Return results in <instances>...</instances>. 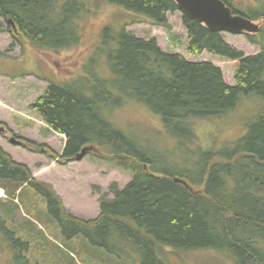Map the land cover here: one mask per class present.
<instances>
[{
    "label": "trees",
    "instance_id": "16d2710c",
    "mask_svg": "<svg viewBox=\"0 0 264 264\" xmlns=\"http://www.w3.org/2000/svg\"><path fill=\"white\" fill-rule=\"evenodd\" d=\"M72 1L56 12L55 0H0V17L6 22L11 18L35 51H57L82 42L83 22L75 15L81 5ZM106 1L143 13L166 31L172 28L168 14L180 11L186 52L236 61L232 82L210 60L163 50L154 36L140 37L125 27L114 32L105 26L93 56L62 82L50 83L30 105L52 130L65 135L62 153L26 139L17 143L60 165L75 160L83 147L91 146L89 154L131 173V180L123 188L111 182L108 189L113 198L101 196L98 215L83 219L64 207L50 183L35 179L25 164L16 162L0 146V187L11 198L22 187H33L45 198L47 213L64 239L80 234L123 262L134 253L139 264H165L157 251L168 247L225 249L236 264H264V108L248 121L247 131L236 142L190 156L189 166L157 153L116 128L103 114L106 107L134 101L133 106L143 104L158 115L170 135L190 142L193 120L224 114L241 94L264 98V26L255 34H244L251 45L261 48L245 54L227 43L223 32L212 31L185 15L174 0ZM222 1L247 18L264 16V0H251L254 5ZM0 31L10 32L22 43L8 22L7 27L0 22ZM185 104L200 109L177 108ZM178 124L182 130L172 128ZM184 151L186 156L192 153L187 146ZM211 174L220 175L217 182L208 180ZM175 176L187 180L193 190L174 181ZM6 228L0 214L3 239L11 241L15 257L23 261L20 264H29L21 253L27 250L28 241L16 240L14 232Z\"/></svg>",
    "mask_w": 264,
    "mask_h": 264
},
{
    "label": "rangeland",
    "instance_id": "374dc122",
    "mask_svg": "<svg viewBox=\"0 0 264 264\" xmlns=\"http://www.w3.org/2000/svg\"><path fill=\"white\" fill-rule=\"evenodd\" d=\"M68 3L71 4L73 1L55 0V11H60L62 6ZM76 3L81 6L75 13L78 17L74 18L84 23L82 46L39 54L27 44H24L22 49H17L16 44L17 48L15 47L12 53H0V74L7 73L8 75V77L0 76V146L18 163L26 162L34 170L39 169L40 161L47 165L53 164L51 163L52 158L46 154L40 156L39 152L27 151L10 142L9 138L14 135L38 144H45L52 152L58 153V144L61 141L57 138L60 137L56 135L54 136L57 138L50 137L51 133L44 131V123L30 108V103L44 91L50 82H61L66 73L70 74L71 70L93 56L92 49L95 48L101 30L105 26L110 27L114 32H119L121 27H125L127 31L140 37L154 36L163 50L179 52L193 60H210L221 68L226 81L232 82L233 80L232 77L238 65L236 61L206 53L192 55L186 52V43L182 44L185 34L180 11L168 14L167 19L172 28L171 31H166L162 26L152 23L147 15L106 0H74V4ZM247 4L254 5V3ZM2 21L5 26L6 22ZM8 34H0V50L5 51L8 48L11 41ZM223 36L226 42L245 54L261 50L258 44L251 45L244 33L223 32ZM113 44L115 43H111L110 47ZM54 62L58 65L59 77L55 74L52 65ZM100 63H103L102 56H100ZM132 104L134 101H130L127 106L106 107L103 114L108 121L124 133L139 141L149 143L152 148L166 152L165 154L171 160L182 162V166H189L187 161L190 156L196 157L198 152L207 148H220L236 142L247 131L248 121L264 108V98L255 93L241 94L236 105L224 114L193 120L189 124L193 138L186 143L183 138L170 135L163 127L159 116L152 113L145 105L135 103L136 105L133 106ZM46 135L47 139L41 138H46ZM183 143L192 151V153L188 152V156H184L178 150ZM76 164L78 165L71 168H77L75 170L82 174L86 172L84 177L82 174L79 177L74 176L76 180L72 182L66 172L68 168H64L63 171L57 169V166L46 170L51 173L47 177L52 178L55 175L60 177L61 190L67 196H64L65 202L68 201L70 207L76 205L80 210L89 212L87 208L92 209L93 207V212L90 214L84 215L83 211L82 218L94 217L99 211L100 195L105 198L113 197L108 189L109 184L116 182L120 187L126 183L130 174L119 171L111 163L103 162L91 154L86 155L80 163ZM108 180V185H100ZM5 195L6 191H0V211L4 214L5 206L8 205L9 209L12 206L13 211H10V216L4 214V217L8 219H6L7 224L12 220L11 230L15 232L16 240L21 238L23 242L28 241L27 250L21 253L30 264H35V262L39 264H121V260L115 255L90 244L80 234L70 240L63 239L56 223L47 214L45 198L33 187H22L17 193L18 202L15 204H12L9 196L6 198ZM3 204H5L4 207H2ZM2 234L0 230V264H20L10 245L11 241L3 239ZM157 255L165 264H236L231 253L225 249L163 247L162 250L157 251ZM130 256L128 263L122 264H138L137 255L131 253Z\"/></svg>",
    "mask_w": 264,
    "mask_h": 264
},
{
    "label": "water",
    "instance_id": "95a60500",
    "mask_svg": "<svg viewBox=\"0 0 264 264\" xmlns=\"http://www.w3.org/2000/svg\"><path fill=\"white\" fill-rule=\"evenodd\" d=\"M180 10L188 17L204 23L212 31H227L239 34L243 31L254 32L258 30V24L250 19L234 14L222 0H175ZM83 148L76 155L80 159L86 150ZM185 186L187 182L181 178H175Z\"/></svg>",
    "mask_w": 264,
    "mask_h": 264
},
{
    "label": "crops",
    "instance_id": "0c3cea01",
    "mask_svg": "<svg viewBox=\"0 0 264 264\" xmlns=\"http://www.w3.org/2000/svg\"><path fill=\"white\" fill-rule=\"evenodd\" d=\"M54 68V67H53ZM54 71H55V74L57 75V77H59V73H58V71L56 70V68H54ZM55 134H50V137H55V138H57L56 136H54ZM59 137V136H58ZM42 139H47V138H43V137H41ZM58 140H60L59 138H57ZM61 142H63V139L62 140H60ZM61 142H59V148H58V151H60V148L62 147V144H61ZM40 155V154H39ZM40 156H42V155H40ZM80 163V161H71V162H69L66 166H60V165H55V164H49V165H47V164H45V163H43L42 161H40V167H39V169H36V170H34L33 169V167H30V169L32 170V172H33V174L34 175H38V177L39 178H41V179H44V180H46V181H48V182H50L52 185H53V187H54V189L58 192V193H60V195L62 196V199H63V202H64V204H65V206L69 209V211L71 212V213H73L74 215H76V216H82V212L84 211V215H87V214H90V213H92L93 212V207H92V209L91 208H87L88 210H90V212L89 211H86V210H80V208L79 207H77L76 205H72V207H70L69 205H68V201L67 202H65V197L64 196H66V195H64V193L62 192V190H61V184H60V177H58V176H53L52 178H50V177H47V175H49V174H51V173H49V172H46V170L47 169H50L51 167H55V166H57L58 168L57 169H62L63 171H64V168H68L67 170H66V172L68 173V178H69V180L70 181H75L76 179L74 178V176L76 177V176H80L81 174H82V172L81 173H79L77 170H75V169H77V168H71L72 166H75V165H78V164H76V163ZM26 164H28V163H26ZM99 165H97V167H98ZM100 166H102V165H100ZM73 170V171H72ZM75 170V171H74ZM77 171V173H75ZM84 174H87L86 172H84ZM84 174H82L83 175V177H84ZM46 176V177H45ZM130 179V177H128V179L126 180V182L128 181ZM94 183V182H93ZM109 184V180L107 181V182H105V183H101L100 185L101 186H106V185H108ZM120 187H122V185L120 186ZM67 197V196H66ZM76 210V211H75ZM75 211V212H74Z\"/></svg>",
    "mask_w": 264,
    "mask_h": 264
},
{
    "label": "bare ground",
    "instance_id": "6f19581e",
    "mask_svg": "<svg viewBox=\"0 0 264 264\" xmlns=\"http://www.w3.org/2000/svg\"><path fill=\"white\" fill-rule=\"evenodd\" d=\"M223 73V72H222ZM186 95L184 94L182 97H181V99L183 98V97H185ZM185 106V107H184ZM187 106H190L189 108L187 107ZM180 111H185V109L186 108H188V110L190 111V110H198V109H200V107H198V105H195V104H185V105H183V106H179V107H177ZM187 110V111H188ZM173 129H176V130H182L181 128V126L178 124V125H176V126H173L172 127ZM218 177H220V175H216V174H211L209 177H208V180H210V181H213V180H215L216 182H217V180H218ZM218 186H221V185H218Z\"/></svg>",
    "mask_w": 264,
    "mask_h": 264
}]
</instances>
